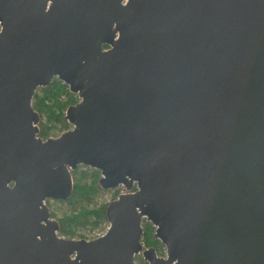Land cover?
Returning a JSON list of instances; mask_svg holds the SVG:
<instances>
[{"label":"water","instance_id":"95a60500","mask_svg":"<svg viewBox=\"0 0 264 264\" xmlns=\"http://www.w3.org/2000/svg\"><path fill=\"white\" fill-rule=\"evenodd\" d=\"M53 77L79 100L43 139L31 100ZM80 164L124 188L91 239L58 236L45 203ZM137 254L264 264V0H0V264Z\"/></svg>","mask_w":264,"mask_h":264},{"label":"trees","instance_id":"16d2710c","mask_svg":"<svg viewBox=\"0 0 264 264\" xmlns=\"http://www.w3.org/2000/svg\"><path fill=\"white\" fill-rule=\"evenodd\" d=\"M78 98L68 91V86L57 78H52L46 86L36 88L31 100V105L38 112V136L43 139L68 129L71 125L64 119L67 106L76 103ZM73 189L71 195L60 202L56 207L61 211V216L56 218L59 224L58 232L65 238H85L83 231L87 228H104L106 223L105 207L107 204L96 205L95 196L103 191L98 184L99 170L81 168L77 166L71 170ZM135 187H133L134 189ZM122 187L113 192L115 198ZM112 198V199H113ZM49 200V199H48ZM50 216H55L49 203ZM141 241L144 247H154L159 253L163 246L159 239L154 238V226L145 218L142 219ZM142 264H148L140 255Z\"/></svg>","mask_w":264,"mask_h":264},{"label":"rangeland","instance_id":"374dc122","mask_svg":"<svg viewBox=\"0 0 264 264\" xmlns=\"http://www.w3.org/2000/svg\"><path fill=\"white\" fill-rule=\"evenodd\" d=\"M53 78H57V77H53ZM58 79V78H57ZM62 82V81H61ZM69 91V89H68ZM70 92V91H69ZM72 93V92H70ZM75 94V93H73ZM76 97L78 98L77 94H75ZM79 100V98H78ZM77 100V101H78ZM65 113V112H64ZM69 123V122H68ZM70 124V123H69ZM71 125V124H70ZM71 128V127H70ZM69 129V128H68ZM61 133V132H60ZM59 133V134H60ZM58 134V135H59ZM53 136V135H51ZM57 136V135H56ZM80 166L81 168H91V169H95V168H92V167H89L87 165H83V164H80L78 165ZM96 170V169H95ZM100 173V172H99ZM122 187V186H117V187H113V188H101L103 189V191L99 192L96 196H95V199H94V202L96 203V205H101V204H107L109 201L112 200L113 198V192H115L116 189L119 190V188ZM123 187L122 189L120 190V193L123 192ZM117 197V196H116ZM115 197V198H116ZM114 199V198H113ZM45 203H49V205L51 206V209L53 210V212H55V216H51L52 218L56 219L58 217L61 216V211L56 207L59 206L60 202H57L55 201L54 199H47L45 200ZM57 220V219H56ZM107 225H108V222L106 220V223H105V226L104 228H96V229H90V228H87L83 231V235L85 236L86 239H91V238H94L102 233H104V231L106 230L107 228ZM57 234L61 237H64L63 235H60L59 232H57ZM142 242V241H141ZM143 244V243H142ZM141 254H137L134 256V260L137 264H142V260L140 259V256ZM157 255L159 256H165V246L163 245L160 250H159V253H157Z\"/></svg>","mask_w":264,"mask_h":264},{"label":"flooded vegetation","instance_id":"af4514ba","mask_svg":"<svg viewBox=\"0 0 264 264\" xmlns=\"http://www.w3.org/2000/svg\"><path fill=\"white\" fill-rule=\"evenodd\" d=\"M123 191H124V189H123Z\"/></svg>","mask_w":264,"mask_h":264}]
</instances>
